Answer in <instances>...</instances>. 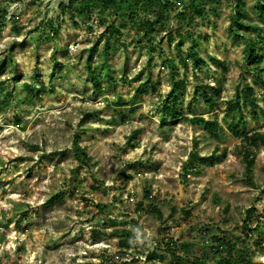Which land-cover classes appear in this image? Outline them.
Wrapping results in <instances>:
<instances>
[{
	"label": "rangeland",
	"instance_id": "rangeland-1",
	"mask_svg": "<svg viewBox=\"0 0 264 264\" xmlns=\"http://www.w3.org/2000/svg\"><path fill=\"white\" fill-rule=\"evenodd\" d=\"M61 1L0 0V60L6 59L0 72V264H146L145 250L138 247L125 259L110 228L95 238L92 229L112 217L131 219L140 246L157 235L160 219L176 238L188 225L218 224L233 235L247 234L252 264H260L264 143L254 148L255 184H250L240 138L229 126L243 115L240 131H264V86L246 64L243 38L229 29L239 9L243 21H258L256 0H197L205 12L196 14L191 25L179 16L188 2L180 0L183 7L175 3L163 9L153 29L142 23L146 15L126 1L120 11L132 10L133 18L113 10L104 23L96 22L101 16L94 8L85 16L76 4L63 10ZM111 23L118 32L105 28ZM179 33L184 36L180 45ZM240 33L257 34L252 28ZM193 40L200 66L187 58ZM259 54L264 79L262 43ZM165 58L174 60L173 69ZM104 60L108 66L100 68L96 88L88 63L92 68ZM179 78L186 81L179 115L163 122L162 100ZM245 83L254 87L257 102L226 113L227 101ZM204 84L219 88V93L208 89L214 107L202 97ZM119 97L127 103L116 105ZM193 115L217 119L220 136L186 118ZM75 136L86 160L74 156ZM191 151L199 157L188 168ZM214 151L217 156L208 158ZM146 190L161 216L135 217L134 204ZM251 205L255 214L244 224ZM182 209L190 211L186 219ZM161 264L188 262L176 263L166 254Z\"/></svg>",
	"mask_w": 264,
	"mask_h": 264
},
{
	"label": "trees",
	"instance_id": "trees-1",
	"mask_svg": "<svg viewBox=\"0 0 264 264\" xmlns=\"http://www.w3.org/2000/svg\"><path fill=\"white\" fill-rule=\"evenodd\" d=\"M126 1V4L134 6L140 9L146 16L143 19L142 23L148 28L153 29L154 26L162 20V11L166 8H172L177 4V8H182L183 4L178 7V1L180 0H63L60 2V6L66 9L68 6L73 7L74 4L77 5L79 12H85V16L89 14L91 9H95L99 12L98 15L101 17L96 22H106L108 18V14L113 10L115 13L119 12L123 16L126 15L127 18H133V11L130 10L128 14L120 11V2ZM239 1V0H237ZM188 9L192 10V14L188 15ZM254 11L257 15L258 21L254 23H247L241 19L238 13H240V9L237 10L231 17V22L229 25V29L236 35L241 36L245 43L244 46V59L246 61L247 66H252L254 69L255 82H260L264 86V79L261 76L263 71V67L260 64H257V60L260 59L261 55L259 54V43L264 45V0H256L254 5ZM180 15L183 17H187V23L191 25L195 18L196 14H204L205 7L202 1L197 0H188V2L184 5V9H180ZM5 16V13H3ZM184 17V18H185ZM5 18V17H3ZM76 22V21H75ZM105 28L109 30L114 28L117 32L119 29L115 28L114 24L106 25ZM252 28L257 34L256 38H252L248 35L240 33L241 29H249ZM52 33H57L55 28L52 29ZM178 45L182 44L184 36L182 33H179ZM167 38L171 41L173 39L172 33H167ZM195 40H193V44L190 46L189 51L187 53V58L192 59L195 62L196 66H200V61L202 58L200 57L198 51L196 50ZM97 47V41L91 47V51L95 50ZM182 63L187 65V58L181 57ZM12 60V59H11ZM164 60H168L171 63L172 69L175 67V62L172 59L165 58ZM6 65V59L0 60V72L4 70ZM108 66L107 61H103L99 66H94L91 68L90 63H88V68L90 70V76L94 80V84L96 88H100L101 84L97 79V76L100 74V68H105ZM186 81L184 78L174 79L172 82V87L168 92L166 98L162 100V121L167 117L175 118L179 115V106L178 103L180 101V89L184 87ZM202 87V97L210 106L214 107L216 105V99L212 97L208 93L209 88H214L212 85L204 84ZM215 93H219V88H214ZM170 97V98H169ZM257 102V96L255 94L254 87L245 83L241 89H237L235 96L232 99L227 101L226 105V113H229L231 110H239L244 106L250 105L253 107ZM127 101H125L122 97H119L116 101V105H124ZM262 112L264 109L261 108ZM252 113L256 116L257 112L252 109ZM85 114L82 118H86ZM243 115L239 116L237 121L231 123L230 129L240 138L241 146L240 150L242 152V158L244 161V174L246 179L250 184H255L253 178V168H254V160H255V150L254 148L258 146L259 143H264V131L254 130V131H240L239 130V122L243 121ZM193 123L203 124L204 129L209 130L211 134L215 137L220 136L219 124L217 119H209L206 120L203 116L193 115L191 117H186ZM135 134H132L128 137L127 142H131L133 140ZM73 150L74 156L79 161L86 160L88 155L84 147L79 145L77 142V136L74 138ZM217 156V151L211 152L208 155V158H214ZM199 155L197 151H191L188 157V160L185 162L186 167H193V162ZM84 200L88 201L87 198L84 197ZM102 206L101 203H96V207ZM175 208L172 207L170 210L171 214L174 212ZM182 216L184 219L190 215V211L186 209H182ZM135 216L138 218L144 213H153L158 217L161 216V212L156 204L153 203V199L151 196V192L146 190L144 193L143 199L137 201L133 207ZM132 211V212H133ZM256 208L254 206H249L245 210V216L243 219L244 224H249L252 217L254 216ZM161 218V217H160ZM258 220V219H257ZM259 221V220H258ZM257 221V222H258ZM160 225L157 228V235L151 237L150 243H146V245L142 244L137 245L134 233L131 230V219H118L116 217H112L105 221L102 219L101 228L92 229V233L95 238L99 234L105 233L107 228H110V234L119 236L117 244L120 249L124 252L123 254L131 252L134 248L138 247V249L145 250V260L146 264H161L163 263V258L167 254L170 258L174 259L176 263H180L183 260H186L188 264H252L253 251L249 247H247V234L237 235L231 234L227 230L219 227L218 224L215 225V228H212V225L206 223L202 226H193L188 225L185 229V233L182 232L181 237H174L168 235L166 233L167 225H164L166 222L164 219H160ZM166 224V223H165ZM256 228L259 227V224L256 223ZM199 238V240H194V237ZM134 251V250H133ZM135 256V254H132ZM264 255V253H263ZM139 256V255H138ZM260 264H264V259Z\"/></svg>",
	"mask_w": 264,
	"mask_h": 264
},
{
	"label": "built area",
	"instance_id": "built-area-1",
	"mask_svg": "<svg viewBox=\"0 0 264 264\" xmlns=\"http://www.w3.org/2000/svg\"><path fill=\"white\" fill-rule=\"evenodd\" d=\"M130 199H132V197H130ZM126 255H127V257H124L125 259H131L132 255H130L129 253H126ZM116 256L119 257L118 254Z\"/></svg>",
	"mask_w": 264,
	"mask_h": 264
}]
</instances>
